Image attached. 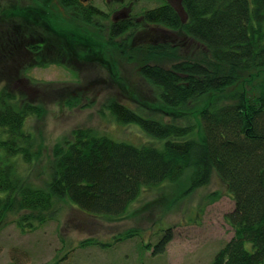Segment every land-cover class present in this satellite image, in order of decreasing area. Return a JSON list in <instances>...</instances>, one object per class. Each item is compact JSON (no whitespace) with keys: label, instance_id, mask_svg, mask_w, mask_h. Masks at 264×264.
Instances as JSON below:
<instances>
[{"label":"trees","instance_id":"1","mask_svg":"<svg viewBox=\"0 0 264 264\" xmlns=\"http://www.w3.org/2000/svg\"><path fill=\"white\" fill-rule=\"evenodd\" d=\"M56 2L72 13L74 20L63 17L62 28L68 35L76 33L78 42L82 35L94 41L96 35L88 27H106L105 21L111 20L102 46L119 50L130 60L140 58L139 72L157 88L163 110L151 112L109 99L105 106L118 121L138 125L153 140L138 145L92 127L76 128L55 145L50 178L45 186H37L19 174L18 162L20 157L30 162L40 154L26 125L29 117L42 115L43 108L4 89L0 93V226L11 219L23 233L33 232L54 218L64 199L91 215L122 217L145 187L176 182L190 172L188 191H193L216 173L235 200L228 215L234 235L212 264H264V0H182L184 15L165 0L134 11L137 21L116 16L109 20L111 13L91 0ZM36 3L48 9L41 7L42 0ZM31 10L18 5L1 10L0 27L16 30L20 19L25 20L23 14L30 20ZM55 17L49 14L51 22ZM150 25L182 31L206 49L194 58H179L177 44L169 40L131 46L136 32ZM35 46L31 48L44 45ZM175 57L170 66L154 60ZM254 72L262 74L258 93L229 92ZM136 235V229H129L115 241ZM172 238L171 230H166L153 253L163 252ZM93 245L109 249L114 242L87 238L79 247Z\"/></svg>","mask_w":264,"mask_h":264},{"label":"rangeland","instance_id":"2","mask_svg":"<svg viewBox=\"0 0 264 264\" xmlns=\"http://www.w3.org/2000/svg\"><path fill=\"white\" fill-rule=\"evenodd\" d=\"M7 1L0 0V4ZM56 1L42 0L41 7L48 9H41L36 0H17L19 7H32V17L29 20L23 14L25 20L20 19L16 30L0 27V93L11 90L43 108V114L29 117L26 125L40 154L30 162L23 157L18 162L19 174L37 186H45L50 178L55 145L70 137L76 128L92 127L115 140L138 145L153 140L138 125L118 121L105 106L109 99L143 106L151 112L163 110L157 88L139 72L140 58L130 60L121 51L102 46L110 19L130 1L91 0L104 13H111L110 23L105 21L106 27H88L97 37L93 41L89 35V40L82 35L81 42L76 33L68 35L62 28L63 17L69 21L74 18ZM163 1L138 0L134 10L155 7ZM168 1L184 15L182 0ZM49 14L56 16L55 21H50ZM161 40L176 43L179 58H194L206 49L182 31L157 25L143 26L130 45ZM42 43L39 50L31 48ZM154 60L170 66L176 57ZM261 78L262 74L254 72L229 92L246 89L251 94L258 93ZM164 118L170 120L171 116ZM189 185L187 172L176 182L145 187L122 217L91 215L64 199L58 203L54 218L33 232L23 233L9 219L0 226V264H212L216 253L234 235L228 215L235 208V200L216 173L202 187L188 191ZM129 229H136L137 235L115 241ZM168 229L172 240L163 252L154 254V245ZM87 238L114 242V246L79 247ZM147 243L150 249L144 248Z\"/></svg>","mask_w":264,"mask_h":264},{"label":"flooded vegetation","instance_id":"3","mask_svg":"<svg viewBox=\"0 0 264 264\" xmlns=\"http://www.w3.org/2000/svg\"><path fill=\"white\" fill-rule=\"evenodd\" d=\"M16 1L17 0H8L5 4H0V11L1 10L5 11L7 9V7H9V9H13L14 7H16V5H18L16 3ZM129 1H130L129 5L125 4L122 6L119 14L118 13L116 14L117 10L114 11V14H116L115 16L117 18H124V19L126 18V19H131L133 21H137V20H139V16H137L134 13V11H135L134 6L138 0H129ZM126 9H127V11H126Z\"/></svg>","mask_w":264,"mask_h":264}]
</instances>
